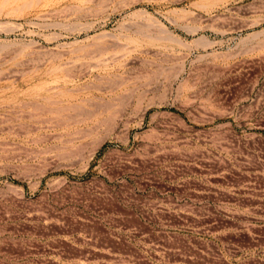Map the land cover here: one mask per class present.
I'll return each mask as SVG.
<instances>
[{
	"label": "rangeland",
	"instance_id": "1",
	"mask_svg": "<svg viewBox=\"0 0 264 264\" xmlns=\"http://www.w3.org/2000/svg\"><path fill=\"white\" fill-rule=\"evenodd\" d=\"M0 264H264V0H0Z\"/></svg>",
	"mask_w": 264,
	"mask_h": 264
}]
</instances>
